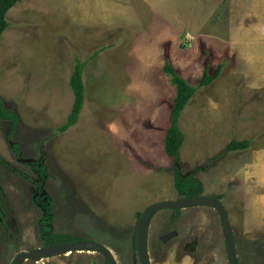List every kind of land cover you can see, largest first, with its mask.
Listing matches in <instances>:
<instances>
[{"label": "rangeland", "instance_id": "1", "mask_svg": "<svg viewBox=\"0 0 264 264\" xmlns=\"http://www.w3.org/2000/svg\"><path fill=\"white\" fill-rule=\"evenodd\" d=\"M7 19L0 98L17 115L0 117V264L44 246L38 201L51 202L54 232L105 244L119 264H141L142 213L183 198L175 168L196 175L202 195L227 202L241 263L264 264V228L245 231L243 191L234 192L249 155L227 150L244 139L264 147V0H20ZM77 60L88 61L85 104L60 131L75 101ZM167 61L195 86L206 67L220 69L181 114L176 159L165 142L176 96ZM151 221V264H229L216 209L167 208ZM23 264L108 261L82 251Z\"/></svg>", "mask_w": 264, "mask_h": 264}, {"label": "trees", "instance_id": "2", "mask_svg": "<svg viewBox=\"0 0 264 264\" xmlns=\"http://www.w3.org/2000/svg\"><path fill=\"white\" fill-rule=\"evenodd\" d=\"M19 1L20 0H0V40L5 30L10 26V22L7 19V14L9 10L12 9ZM102 50L103 49L96 51L92 58H95L98 54L101 53ZM87 63L88 61L84 62L82 60H77V63L75 65L70 81L71 87L75 95V101L67 120L64 124L59 127L60 131H66L71 126L75 125L78 122L79 117L84 108L86 99V84L84 81V70L86 68ZM164 71L171 76V82L176 87V96L174 98V103L171 108V125L167 129L165 138L167 153L169 154V156L176 159L180 155V149L184 142V135L179 126V119L181 117V114L187 104L191 102L195 94L202 86L209 85L218 79L220 69H218V72L215 75H210L209 68L206 67L202 81L197 86L190 84L185 78H183L169 61L166 62L164 66ZM16 115L17 114L14 110H8L4 106L3 100L0 98V117L16 119ZM251 144L252 140L249 139H244L240 141L232 140L228 144L227 150H243L248 148ZM175 181L176 189L179 194L183 197H197L203 194L202 183L194 174L183 177L178 172V169L175 168ZM41 187H43V185ZM215 197L221 199V196ZM46 202H37L42 213L40 218V226H42V241L44 245L80 240L81 238H78L73 234L54 232L52 227V222L54 220L53 209L51 207V202ZM134 242L136 245V234Z\"/></svg>", "mask_w": 264, "mask_h": 264}, {"label": "water", "instance_id": "3", "mask_svg": "<svg viewBox=\"0 0 264 264\" xmlns=\"http://www.w3.org/2000/svg\"><path fill=\"white\" fill-rule=\"evenodd\" d=\"M195 206H206L216 209L222 221L225 235L227 253L230 264H239L236 250V238L234 229L229 219V213L225 204L218 198L208 195L197 197H184L176 200H166L151 204L141 215L136 228L137 249L141 264H151L149 254V230L154 214L162 209H182ZM91 251L102 254L108 264H119L113 251L98 241L91 239H80L76 241L62 242L57 244L44 245L31 251L24 250L16 255L11 264H23L26 261H40L58 255H66L73 252Z\"/></svg>", "mask_w": 264, "mask_h": 264}, {"label": "crops", "instance_id": "4", "mask_svg": "<svg viewBox=\"0 0 264 264\" xmlns=\"http://www.w3.org/2000/svg\"><path fill=\"white\" fill-rule=\"evenodd\" d=\"M254 142L252 140V144L246 149L237 150L249 155L248 160L242 165L244 168L241 173L240 187L236 189L234 186L235 193L238 190L243 191V197L240 198L238 205H243L245 209L243 219L246 232H252L260 227L264 228V194L262 193L264 190V147L254 146ZM238 198L233 197L232 204ZM223 203L228 205L224 200Z\"/></svg>", "mask_w": 264, "mask_h": 264}, {"label": "flooded vegetation", "instance_id": "5", "mask_svg": "<svg viewBox=\"0 0 264 264\" xmlns=\"http://www.w3.org/2000/svg\"><path fill=\"white\" fill-rule=\"evenodd\" d=\"M215 197V196H214ZM184 198V197H183ZM188 208H190V207H188ZM182 209H186V208H182ZM174 210H181V209H174ZM157 213V212H156ZM155 213V214H156ZM155 214H154V216H155ZM153 216V217H154ZM153 217H152V219H153ZM152 222V221H151ZM151 226V225H150ZM166 236H168V233H166L165 235H164V237H166ZM148 241H149V238H148ZM198 240H195V243L198 245ZM149 244V243H148ZM149 247V246H148ZM196 247L197 246H195V249H196ZM227 247V246H226ZM236 250H237V258H238V263L239 264H243V263H241V259H240V256H239V251H238V247H236ZM150 253V252H149ZM228 255V254H227ZM229 259V258H228ZM229 264H230V262H229Z\"/></svg>", "mask_w": 264, "mask_h": 264}, {"label": "clouds", "instance_id": "6", "mask_svg": "<svg viewBox=\"0 0 264 264\" xmlns=\"http://www.w3.org/2000/svg\"><path fill=\"white\" fill-rule=\"evenodd\" d=\"M236 247H237V242H236Z\"/></svg>", "mask_w": 264, "mask_h": 264}]
</instances>
